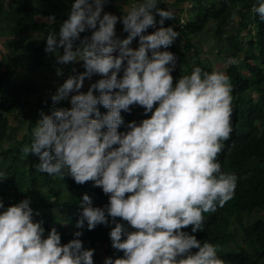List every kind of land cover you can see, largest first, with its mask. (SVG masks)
Returning a JSON list of instances; mask_svg holds the SVG:
<instances>
[{"label":"clouds","instance_id":"obj_1","mask_svg":"<svg viewBox=\"0 0 264 264\" xmlns=\"http://www.w3.org/2000/svg\"><path fill=\"white\" fill-rule=\"evenodd\" d=\"M109 2L74 0L59 32L46 36L45 53L62 49L55 61L73 65V74L51 94L50 114L39 112L23 154L38 156L42 173L91 182L108 196L106 206L95 207L84 194L75 224L110 227L111 247L123 256L103 264H228L219 245L195 233L237 187L236 174L222 172L218 162L233 131L230 77L194 66L175 79L177 57L167 49L179 33L164 23L179 13L143 0L118 17L104 10ZM252 11L264 21V0ZM118 22L126 38L117 35ZM149 28L156 30L146 34ZM87 30L91 35L81 38ZM137 37L138 47H130ZM81 62L84 71L77 72ZM63 73L56 69L58 79ZM94 75L102 78L82 91ZM61 101L71 107H56ZM133 106L148 118L125 124L122 112L131 114ZM30 205V197L8 207L0 199V264H94L95 249L84 247L82 231L67 243L56 227L45 235L44 221L35 218L40 212Z\"/></svg>","mask_w":264,"mask_h":264},{"label":"trees","instance_id":"obj_2","mask_svg":"<svg viewBox=\"0 0 264 264\" xmlns=\"http://www.w3.org/2000/svg\"><path fill=\"white\" fill-rule=\"evenodd\" d=\"M41 1L50 7L41 6L37 0H12L6 9L5 0H0V17L5 16L11 21L7 30L11 37V49L27 55L35 68L46 70L58 65L55 61L56 54L45 53L46 40L27 43L25 35L34 32L47 36L56 25H48L37 17H55V20H60L61 25L67 19V14L55 13L57 9L63 8V4L60 7L50 5V0ZM182 1L185 2L173 0L172 3L180 6L179 13L183 10V5H179ZM194 1L197 2L198 11L192 14V9L189 10L185 24L173 27L183 38L182 49L176 40L167 49L178 57L184 66V74L189 75L193 69L187 57L194 50L197 52L191 36L204 31L209 21L213 22L212 35L219 41L225 37L228 49L224 53L226 56L218 54V58L239 61L237 64L229 63L225 68L234 89L233 131L218 156L221 171L235 173L238 178L235 195L223 207L218 206L214 213L205 214L204 231H198L195 235L202 242L206 240L219 245L218 255L228 264H264V126L257 124L264 119V100L260 97L264 95V21L252 11L253 5H258L259 0H211L209 3L207 0ZM157 3L160 8L167 10L164 3L159 0ZM169 22L170 20H165L164 27L169 26ZM228 26L230 31L227 30ZM87 31L81 33V38L88 34ZM194 63L207 70L199 58ZM83 71L81 62L77 72ZM172 74L175 79L179 78L174 72ZM53 83L57 85L43 97L38 85L34 82L17 81L15 70L9 66L3 69L0 63V142L9 143L8 147L0 150V199L8 207L30 197V206L34 211L40 212L37 219L44 221L45 235L52 227H56L61 234L62 243H67L76 238V231H82L83 235L79 239L83 241L84 247L95 249L98 264H103L106 257L123 256L122 252L111 247L110 227L98 225L89 231L86 223L83 229H77L75 224L84 194L91 197L95 207L106 206L108 196L101 188L93 187L91 182L78 185L71 177L62 178L40 172L39 157L31 153L25 156L22 151L25 145L31 144V131L27 130L20 136L21 131L25 130L23 127L17 133L19 126L35 124L40 118L41 110L50 114V97L60 85L59 79L56 78L47 85ZM251 90L258 95L256 99L250 93ZM56 107L70 108V103L61 101ZM100 110L102 113L107 111L103 107ZM143 111L142 108L133 106L131 114L122 112L125 124L132 121L134 115L141 119L148 118L143 115ZM12 120H16V131ZM119 130L126 129L121 126ZM254 213L259 216L245 222L243 216ZM117 219L119 222V218ZM235 227L239 229V233ZM185 231L191 234V227ZM231 243L235 246L232 247Z\"/></svg>","mask_w":264,"mask_h":264},{"label":"rangeland","instance_id":"obj_3","mask_svg":"<svg viewBox=\"0 0 264 264\" xmlns=\"http://www.w3.org/2000/svg\"><path fill=\"white\" fill-rule=\"evenodd\" d=\"M11 1L12 0H5L4 7L6 9L9 7ZM37 1L43 7L48 6V5H46L45 2H43L41 0H37ZM69 1H71V0H50V2H51L50 5L55 4V5L61 7L63 4L64 6H67ZM139 1H141L140 3L143 2V0H139ZM207 1L209 3L211 0H207ZM131 2H133V0L132 1L131 0H124V4H125L124 6L130 5ZM112 3L116 6V8L118 10H120V12L118 13V16L126 15V13L123 14V8L124 7L122 5H119L118 0H112ZM179 5H183V10L181 11V13H185V12L189 13V10H191V9H192V14L195 13L196 10L198 11L197 2L194 0H185V2H183V1L180 2ZM191 5L193 6L192 8H191ZM109 6H111V2H109L105 6V10ZM48 7H50V6H48ZM65 11H68V9L61 7L59 9H57L55 11V13L62 15V13ZM176 15H177V12H174L175 17H176ZM37 19L43 20L45 18L37 17ZM157 19H156L157 20L156 27L159 28L160 25H159L158 21H159L160 17L158 15H157ZM59 21L60 20H58V22ZM10 24H11V21L7 20L5 18V16L0 17V52H3V54L0 53V63L2 64L3 69H5L9 66L15 70V79L17 81L26 82V83L34 82L42 90V88L45 85H47L50 82H54L56 80V78H58V76L56 75V69L57 68L51 67V68H48L46 70H39V69L34 67L33 63L31 62V60L29 59V57L27 55L13 51L11 49V44L9 43V40L11 37H9L8 33H7L8 26ZM118 25H121V22H118ZM233 25H235V22H233ZM59 27H60V25H59ZM212 27H213V22L209 21V23H208V25L204 31H201L198 34L191 36L192 42L197 46V48H196L197 52L194 50L195 52L193 51L191 53V55L187 57V59H188V62L192 68L195 66L194 62L196 61V58H199L201 60V63L206 66V69H207L206 71L211 72L213 70V68H215L219 71L225 72V68L229 64V61L232 59L229 58V59L225 60V59H222L221 57L218 58V56H217L218 54L226 56L224 53L225 52L227 53L228 49L226 46L225 37H223V39L221 41H219V40H216L215 37L212 35ZM227 30L230 31L229 26H228ZM58 31L59 30H56V32H58ZM91 31L92 30H89V32H91ZM153 31L154 30H152V32ZM150 33H151V31H148L146 34H150ZM44 40H46V36L39 35V34H36L34 32H30V33H27L25 35V41L27 43L37 42V41L41 42ZM176 43L180 47V49H182L181 47H182V43H183V38L181 35H179L177 37ZM137 45H138V43H137ZM55 54H56V56H58L61 53L57 52ZM74 67L76 68L77 65L75 64ZM184 71H185L184 66L180 63V61L177 57L176 68H175V71H173L175 73L174 75H178L179 77L183 76V75H185ZM122 74L123 73H121V76H122ZM94 82H96L94 79H91V81L86 80V82H85L86 86H84V88L82 90H84V92H86L88 90V87L90 86V84L94 83ZM250 93L252 94L254 99H256L258 97V95H256L254 92H252V90ZM260 97L264 100V95H261ZM133 120L139 122L142 119L140 117H137L136 115H134V116H132V121ZM25 123H27V122H25ZM257 124H258V126H264V119L259 121ZM12 125L15 126V131H16L17 130L16 129L17 128L16 120H12ZM23 127H25V130L31 131L32 128L35 127V124L29 123L28 125L24 124V126H19L17 133H19L23 129ZM8 146H9V143H7L6 141L0 142V150L2 148L8 147ZM13 146H14V144L12 145V147ZM0 171H1V169H0ZM258 216H259L258 213H254L251 216H245L244 215L243 218L246 222L249 220H253ZM262 216L264 218V214ZM35 218L37 219L38 217H35ZM63 221L66 222V219H63ZM236 229L239 233V229L238 228H236ZM231 246L234 247L235 244L231 243ZM85 248H87V247H85ZM94 264H98V261H97V258L95 255H94Z\"/></svg>","mask_w":264,"mask_h":264},{"label":"crops","instance_id":"obj_4","mask_svg":"<svg viewBox=\"0 0 264 264\" xmlns=\"http://www.w3.org/2000/svg\"><path fill=\"white\" fill-rule=\"evenodd\" d=\"M132 1V0H131ZM160 2H162V3H164L165 4V8L166 9H168V8H171L172 10H173V12H178L179 13V7L180 6H174L172 3H173V1L171 2V3H168L167 2V0H159ZM74 1H69L68 2V4H67V6H63V8H67L68 9V11H65V12H63V13H68L69 11H70V8H71V4L73 3ZM111 2V6H109V7H107V9L105 10L106 12H111L112 14H115V15H117L118 16V13L120 12V10H118L117 8H116V6L112 3V0L110 1ZM135 2V3H134ZM137 2V3H136ZM141 1H139V0H133V2H131L130 3V5H127V7H132L133 5H135V4H139ZM118 3H119V5H122L123 7H124V0H118ZM159 7V6H158ZM126 12L124 11V8H123V14H125ZM119 17V16H118ZM156 19H157V16H156ZM158 20V19H157ZM42 21H44V22H46V23H48V25H51V24H53L54 23V25H56L55 27L56 28H54V31L55 30H59V25H60V21L58 22V20H55V21H53L50 17H45V19H43ZM123 25H122V23H121V25H118V23H117V25H116V31H117V35L121 38V39H123V38H126V36H127V33H125V32H123ZM152 30H154L155 31V29H153V28H149L148 29V31H151L152 32ZM87 33H91V32H89V30L87 31ZM138 37L136 38V39H134L133 40V42H132V44L130 45V47H132V48H137L138 47V45H137V43H138ZM60 53L62 54V49H60ZM80 67V66H79ZM57 68H62L63 69V72H67V74L68 75H71V74H73V72H72V68H73V65H58L57 66ZM68 72H70V73H68ZM122 73V72H121ZM121 73H120V75H121ZM84 86H86V85H84ZM88 86V85H87ZM95 94V93H94Z\"/></svg>","mask_w":264,"mask_h":264},{"label":"built area","instance_id":"obj_5","mask_svg":"<svg viewBox=\"0 0 264 264\" xmlns=\"http://www.w3.org/2000/svg\"><path fill=\"white\" fill-rule=\"evenodd\" d=\"M187 19H188V13H186V12L185 13H179V15L177 16V18H175L174 20H171L170 21L169 26H171V27L182 26V25L185 24V22L187 21ZM169 26H167V27H169ZM90 35H91V33H88V34H86L84 36H90ZM79 64H81V63H78V65ZM68 76H69L68 74L63 73V75L59 77V83L62 84L64 82V80L68 78ZM101 78L102 77H100L98 75H94L92 77V79H94L95 81H97L98 79H101ZM56 85H57V83H53V84H49V85L44 86L43 89H42V92H41L42 93V96L44 97L47 93H51L52 92V89ZM70 107H71V105H70Z\"/></svg>","mask_w":264,"mask_h":264}]
</instances>
